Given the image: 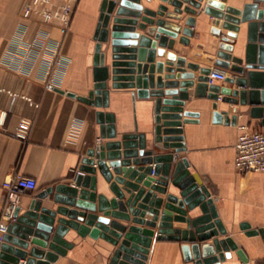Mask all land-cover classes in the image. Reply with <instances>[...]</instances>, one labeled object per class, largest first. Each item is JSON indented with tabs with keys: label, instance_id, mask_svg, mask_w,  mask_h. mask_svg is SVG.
<instances>
[{
	"label": "water",
	"instance_id": "obj_1",
	"mask_svg": "<svg viewBox=\"0 0 264 264\" xmlns=\"http://www.w3.org/2000/svg\"><path fill=\"white\" fill-rule=\"evenodd\" d=\"M159 1L154 11L144 8L141 0H101L94 34L93 89L86 97L67 95L107 108L111 80L112 89H135L137 98H154V142L162 143L163 151L173 148L179 153L184 149L182 124L197 121L198 114L184 107L188 89L195 84L194 71L199 70L194 96L213 101L214 122L233 124L236 120L228 112L217 111L221 94L224 103L249 104L251 115L261 119L264 129V9L259 7L264 0H250L242 8L219 0ZM168 6L173 10L168 11ZM197 10L214 18L213 33L219 35L220 27L228 31L219 44L215 66L233 72L236 77L226 81L238 88L208 85L211 68L187 63L173 51L179 33V42L189 44ZM183 13L189 16L181 28L176 22ZM241 23L247 24L243 58L231 55L233 45L228 38L236 37ZM108 42L110 65L105 64L108 55L102 51ZM157 57L165 61H156ZM96 118L101 138L109 141L87 152L72 185L50 186L35 194L22 213L20 208L16 210V220L9 225L1 246L0 264H20V260L23 264H52L71 247L64 239L69 230L114 246L110 264H145L155 235L159 241L181 242L185 260L194 264H221L231 252L248 262L244 250L227 236L209 191L196 173H190L185 158L174 161L171 152L147 150L144 134H124L121 140H114V115L99 110ZM97 174L108 184L111 199L97 194ZM170 186L179 194L170 193ZM47 200L57 207L44 206ZM195 208L201 214L189 217ZM174 222L186 227L174 228ZM241 228L247 236L260 234L264 239L261 229H251L248 224Z\"/></svg>",
	"mask_w": 264,
	"mask_h": 264
},
{
	"label": "crops",
	"instance_id": "obj_2",
	"mask_svg": "<svg viewBox=\"0 0 264 264\" xmlns=\"http://www.w3.org/2000/svg\"><path fill=\"white\" fill-rule=\"evenodd\" d=\"M26 1L0 0V212L6 204L1 184L11 176L31 177L37 183L35 192L22 194L20 213L40 191L58 184H73L87 152L109 141L100 136L96 118L99 110L114 115L117 134L114 140H121L124 134H144L147 150H153L155 144L154 98H137L135 89H112L111 80L108 83L107 108H98L67 95L71 92L86 97L93 89L94 34L101 0H74V12L66 34L62 33L58 23L45 24L37 17H24ZM219 1L237 8L250 2ZM141 4L155 11L161 2L141 0ZM259 7L264 9V2ZM172 10L168 6V11ZM188 16L183 13L181 20L176 23L183 28ZM194 18L189 44L179 42V33L173 51L183 56L187 63L197 64L199 68L222 69L227 78H235L236 75L230 70L215 66L219 44L228 31L220 27L219 35L213 33L214 18L201 10H197ZM239 27L236 37L228 38L233 45L231 55L243 58L247 44V24L241 23ZM136 32L145 34L139 29ZM56 49L59 50L60 62L53 69L52 90L47 88L46 71ZM102 51L108 55L105 64L110 65L109 42L102 45ZM158 60L165 61V58L157 57ZM185 70L191 72L186 67ZM199 75V70L194 71L195 84L188 89L189 98L184 107L185 111L198 114L194 118L197 121L182 124L184 149L175 154V160L185 158L190 173H196L202 179L214 201L218 218L227 230V236L244 250L248 258V262L243 263L235 252H231V257L221 264H264V239L260 234L247 236L241 228L242 224H248L251 229L264 232V172L241 174L234 166V146L239 126L247 125L252 130L264 131L261 119L251 115L249 104L224 103L221 100L223 95L220 94L217 111L228 112L229 118L236 116V120L233 124L214 122L213 101L207 97L194 96ZM215 85L238 88L226 80ZM34 104H38V108ZM22 119L31 121L27 139L13 136ZM97 179V194L111 199L113 195L108 184L99 174ZM169 192L179 194V190L172 186ZM43 205L52 209L57 207L48 200ZM200 214L199 208H195L188 216L194 218ZM173 226L186 227L178 222H174ZM64 239L71 247L52 264H110L115 247L106 240L89 235L81 237L74 230H69ZM23 263L20 260V264ZM145 264L194 262L185 260L181 242L159 241L155 235Z\"/></svg>",
	"mask_w": 264,
	"mask_h": 264
},
{
	"label": "built area",
	"instance_id": "obj_3",
	"mask_svg": "<svg viewBox=\"0 0 264 264\" xmlns=\"http://www.w3.org/2000/svg\"><path fill=\"white\" fill-rule=\"evenodd\" d=\"M73 12L74 0H27L23 8L24 17L34 16L45 24L58 23L63 34H66L69 29ZM50 62L46 71L47 88L53 90L52 73L54 67L60 62L58 49L54 52ZM207 77V84L212 85L225 81L227 74L222 69L212 68ZM26 99L33 104L30 99ZM34 105L38 108V104ZM30 128L31 121L22 119L13 136L27 139ZM234 147V166L237 172L241 174L264 172V131L252 130L247 125L239 126ZM1 188L6 196V204L0 212V251L9 225L16 220L15 212L19 208L22 194L35 192L37 183L34 178L14 175L4 180Z\"/></svg>",
	"mask_w": 264,
	"mask_h": 264
},
{
	"label": "bare ground",
	"instance_id": "obj_4",
	"mask_svg": "<svg viewBox=\"0 0 264 264\" xmlns=\"http://www.w3.org/2000/svg\"><path fill=\"white\" fill-rule=\"evenodd\" d=\"M154 143H155V142H154ZM158 144L163 145L162 143H155V144H154L155 147L153 148V151H152L154 154H156V153H162V152H171V153L173 154L174 161H176V160H175V159H176L175 154H177L178 152H176L175 149H173V148H169V149H165L166 151H163V150H162V147H163V146H158ZM156 151H157V152H156Z\"/></svg>",
	"mask_w": 264,
	"mask_h": 264
}]
</instances>
